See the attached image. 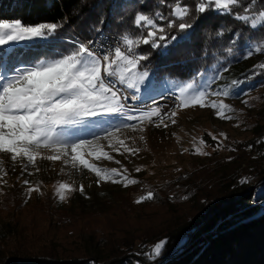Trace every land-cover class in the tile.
<instances>
[{
    "label": "snow or ice",
    "instance_id": "1",
    "mask_svg": "<svg viewBox=\"0 0 264 264\" xmlns=\"http://www.w3.org/2000/svg\"><path fill=\"white\" fill-rule=\"evenodd\" d=\"M157 2L170 9L168 14L158 10L138 12L133 24L141 31L137 34L123 32L114 46L96 47L92 41L74 40L70 50L38 62L27 60L25 52L37 41L57 40L63 23L0 19V183H6L3 179L7 175L5 155L13 165L20 164L22 173L29 168L38 172V160L62 161L72 169L94 173L97 183L111 182L125 187L139 183L127 174V168L101 167L94 161L114 160L106 147L121 155H136L140 150L126 142L132 139L125 137L126 130L142 132L144 126L150 124L167 127L166 120L176 123L177 111L165 112L159 106H149L147 110L133 109L126 105L129 99H139L141 86L149 76L146 70H140L141 63L148 59L147 54L139 52L140 47L160 48L164 43L175 41L176 35H167L173 28L184 33L181 40L190 39L192 33L188 30L198 18L183 0ZM208 11L231 17L244 26L233 32L230 26L222 24L217 30L218 36L231 33L230 46L226 49L230 56H235L238 44L243 51L240 58L248 59L264 53V0H196L197 14ZM160 20H166L167 24L162 26ZM229 66L206 79H197L204 77V73H197L196 78L176 85V108L199 106L213 109L221 120L238 119L236 109L226 99H241L244 105H249L250 93L237 91L245 81L232 79L218 88L212 87L223 78L224 72L229 71ZM262 71L264 63H259L254 65L251 75L254 77ZM153 88L152 81H148L146 95H151ZM127 90L134 91L127 94ZM84 133L92 138H87ZM212 139L217 140V137L212 136ZM200 144L206 142L201 139ZM222 146L220 141L216 147ZM195 151L199 155L210 154L201 147ZM135 171L140 172L141 168L137 167ZM30 183L24 181L25 185ZM241 183H247V179ZM76 190L72 184L61 182L56 194L60 201H64L67 193ZM78 190L83 193L84 186L81 184ZM34 191H40L39 187L27 188L29 196ZM153 195L149 191L136 203L151 200ZM164 245V241L156 243L149 255L159 256Z\"/></svg>",
    "mask_w": 264,
    "mask_h": 264
},
{
    "label": "rangeland",
    "instance_id": "2",
    "mask_svg": "<svg viewBox=\"0 0 264 264\" xmlns=\"http://www.w3.org/2000/svg\"><path fill=\"white\" fill-rule=\"evenodd\" d=\"M71 30L73 32L70 33V38L74 35H82L74 28ZM61 43H66L63 46H67L68 50L72 48L67 41ZM45 44L46 41L33 43L25 52V58L36 62L51 58L53 54L45 49L47 47ZM54 47L57 49V46ZM263 57L264 53H260L248 59H240L230 66L229 63L215 64V67H209L203 72V78L197 79H206L220 71L222 67L229 66V71L224 72L223 78L212 86L218 88L232 79H239L240 76L232 74L243 75L249 67L259 64ZM148 81H152L154 85L151 95H146L145 92ZM180 83L183 81L169 78L157 82L149 73L148 80L138 93L139 99L150 100L166 91L178 95L176 85ZM251 84L249 81L244 82L237 89L250 93L249 105H244L241 99L231 97L226 99V102L236 109L238 119L221 120L213 109H201L199 106L176 109L175 124L167 120L165 121L167 127L158 128L150 124L145 125L142 132L125 131V137L132 138L126 142L140 150L136 155H121L106 147L105 150L110 152L114 160L94 162L101 167H114L120 170L127 168V174L139 181L135 185L125 187L111 182L97 183L94 173L72 169L62 161L38 160L39 171L31 168L27 177L26 172L22 173L19 163L13 165L7 155L3 156L4 166H7L8 171H12L13 176H4L6 183H0V257H5V252L11 253L19 239L29 242L34 239L32 244L38 245L35 248H39L42 244L46 249L48 247L63 254H70L76 249L90 246L89 240L102 241L101 234L109 239L112 237L111 240L117 238L120 242L133 241L138 247V252H147L146 249L162 234L160 231L164 229L161 228L171 224L173 220L178 224L191 220L194 213L198 212V208H202V205L208 201L209 194L215 188L213 186L219 181L222 182V179L227 178L229 174L238 179L239 176L244 178L245 172L250 168L249 163L253 164L255 160L257 163L263 161L251 141L255 132L264 129V86L255 89L250 86ZM116 122L118 123L119 120ZM84 135L89 139L92 138L87 133ZM212 136H216L217 140H213ZM201 139L206 142L205 145L200 144ZM220 141L223 146L217 149V143ZM197 147L203 148L210 154H197L195 151ZM116 160L120 163H115ZM137 167L141 168L140 172L135 171ZM19 174L21 178H18ZM25 180H29L30 185H25ZM61 182L72 184L77 189L67 193L64 201H60L56 194L58 184ZM81 184L84 186L83 193L78 190ZM171 184L176 186L174 195L166 192L165 187L169 188ZM30 186H37L40 191H34L29 196L27 188ZM187 187L193 189L187 192ZM149 191L156 193V199L153 195L151 200L136 203ZM262 191L261 188L255 194L259 196L263 194ZM7 195L11 196V202L10 199L6 200ZM48 200L53 202V207L60 206L55 213L65 211L68 216L65 218L48 215L41 207V204L49 202ZM34 206L37 207L33 208ZM37 208H40V211ZM107 209H112V212L107 215H95ZM79 214L84 215L81 220H77ZM125 221L129 223L126 226H124ZM191 234L190 230H185L181 239ZM111 240L104 243L102 250L105 251L101 252V250L100 255L106 256L111 250V243L114 242ZM100 244L102 245V242ZM148 257L158 256L148 254ZM156 261L153 263L156 264ZM128 264L141 263L132 260Z\"/></svg>",
    "mask_w": 264,
    "mask_h": 264
},
{
    "label": "trees",
    "instance_id": "3",
    "mask_svg": "<svg viewBox=\"0 0 264 264\" xmlns=\"http://www.w3.org/2000/svg\"><path fill=\"white\" fill-rule=\"evenodd\" d=\"M172 2L173 0H168V3ZM183 3L193 8V16H198L193 28L188 30L192 33L191 38L181 40L180 37L184 33L173 28L167 35L169 37L176 35L175 41L164 43L160 48L143 45L139 49L141 54L148 55V59L141 63L140 70L152 74L157 82L165 78L190 81L197 77V73H203L215 64L226 65L229 61L235 63L243 59L240 58L243 56V51L239 44L235 56H230L226 51L230 46L231 33L226 32L223 36L216 34L222 24L230 26L233 32L240 30L244 27L240 22L228 16L218 15L215 11L197 14L196 0H183ZM157 10L164 12L165 15L170 11L165 5L158 4L157 0H143V2L141 0H0V19H21L25 23L42 21L63 23L57 40L46 41L45 44L47 46L45 49L53 55L68 51L67 46H63L66 43L61 42L67 41L68 45L74 46L70 38L72 28L92 42L103 33L119 38L125 31L133 34L141 31L133 24L134 16L138 12ZM158 22L162 26L167 24L166 20ZM54 46H57V49ZM54 49L56 52L53 51ZM260 63H264V57ZM253 70L254 67H249L243 75L237 73L232 75L240 76L239 79L252 83L250 85L252 88L259 89L264 86V71L253 77L251 75ZM246 77L251 78L246 79ZM254 135L251 144L256 147L259 158L263 161L257 163L255 160L253 164L249 163L250 168L245 172L244 178L239 176L238 179L229 174L225 178L227 180L224 178L222 182L218 180L219 183L213 186L216 190L215 188L212 190L208 201L202 203V208H198V212L194 213L191 220H186L182 224L173 220L171 224L161 228L164 229L163 231L158 229L162 232L161 237L154 240L152 242L154 244L149 248L146 247L148 253L138 252V247L133 241L120 242L117 238L111 240L112 237L109 239L103 234L100 236L102 241L89 240L90 246L76 249L70 254H63L48 247L46 249L42 244L39 248H35L38 245L32 244L34 239L31 242L19 239L11 253L5 252L6 256L0 257V264H128L132 260H137L141 264H154L156 260H158L156 264H264V129L255 132ZM4 167L7 171L6 176H13L12 171H8L7 166ZM18 178H21L20 174ZM245 178L247 183H241ZM170 186L165 187L166 192L174 195L176 186L173 184ZM188 187L187 192L193 189ZM261 188L263 194L256 195L255 192ZM154 195L156 199L155 192ZM7 196L6 200L10 199L11 202V196ZM48 201L41 204L48 215L65 218L68 216L65 211L55 213L60 206L53 207V202ZM37 210L40 211V208ZM110 212L112 209L102 210L95 215H107ZM83 217L84 215L79 214L77 220ZM127 224L128 221H125L124 226ZM185 230H190L192 234L181 239ZM107 240L114 241L111 243V250L106 256L100 255L99 253L105 251L102 249ZM161 241H164L165 245L160 255L149 258L148 254L151 253L152 248Z\"/></svg>",
    "mask_w": 264,
    "mask_h": 264
},
{
    "label": "built area",
    "instance_id": "4",
    "mask_svg": "<svg viewBox=\"0 0 264 264\" xmlns=\"http://www.w3.org/2000/svg\"><path fill=\"white\" fill-rule=\"evenodd\" d=\"M79 40V41H90L86 38H84L82 35H74L72 37V41ZM118 41V38H115L114 36H111V34H101L98 38L93 40V46L99 47L101 45L108 47V46H114ZM123 87V86H120ZM129 90H127V94H131ZM178 95L169 93V91H166V93L158 96L153 97L150 100L142 101L140 99L138 100H131L129 99L126 102V105L130 108L137 109V108H143L147 110L149 106H159L161 107L165 112L175 111L176 104L178 103L176 97ZM167 121V120H166Z\"/></svg>",
    "mask_w": 264,
    "mask_h": 264
}]
</instances>
